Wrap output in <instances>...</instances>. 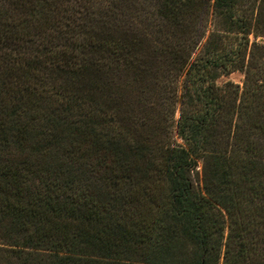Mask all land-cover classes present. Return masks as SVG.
Here are the masks:
<instances>
[{"label":"trees","instance_id":"1","mask_svg":"<svg viewBox=\"0 0 264 264\" xmlns=\"http://www.w3.org/2000/svg\"><path fill=\"white\" fill-rule=\"evenodd\" d=\"M148 1L0 0V264H264V0Z\"/></svg>","mask_w":264,"mask_h":264},{"label":"rangeland","instance_id":"2","mask_svg":"<svg viewBox=\"0 0 264 264\" xmlns=\"http://www.w3.org/2000/svg\"><path fill=\"white\" fill-rule=\"evenodd\" d=\"M132 2H133V4H132ZM146 3H147V5L149 6V1L148 0H146ZM135 4H137V6L140 4L139 3V0H130V3H129V6H128V8H126V11H127V14H129V13H131V11H132V8H133V6L135 5ZM146 5V6H147ZM147 6V7H148ZM227 81H231V82H233L234 84H237V85H239V86H241L242 85V81H243V76H242V74H240V73H238V72H235V73H232V74H230V75H228V76H222V77H220L217 81H216V83L218 84V85H221V84H223V83H225V82H227ZM136 85V87H134ZM133 87V90L134 91H136V89L139 87L137 84H135ZM138 86V87H137ZM132 98H133V101H136V99L138 98L137 96H135V94L134 93H132ZM131 101H132V99H131ZM178 118V112L176 111V113H175V119H177Z\"/></svg>","mask_w":264,"mask_h":264}]
</instances>
